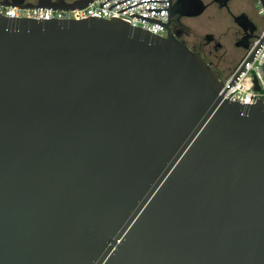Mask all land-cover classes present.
Wrapping results in <instances>:
<instances>
[{
    "label": "water",
    "instance_id": "obj_1",
    "mask_svg": "<svg viewBox=\"0 0 264 264\" xmlns=\"http://www.w3.org/2000/svg\"><path fill=\"white\" fill-rule=\"evenodd\" d=\"M165 28L0 15V264H264V101Z\"/></svg>",
    "mask_w": 264,
    "mask_h": 264
},
{
    "label": "built area",
    "instance_id": "obj_2",
    "mask_svg": "<svg viewBox=\"0 0 264 264\" xmlns=\"http://www.w3.org/2000/svg\"><path fill=\"white\" fill-rule=\"evenodd\" d=\"M169 4L170 0H90L81 7L59 9L0 5V15L41 20L120 19L153 35L164 36ZM255 4L261 27L253 30L241 58L231 70L224 78L218 77L222 99L240 104L264 101V8L258 0Z\"/></svg>",
    "mask_w": 264,
    "mask_h": 264
},
{
    "label": "rangeland",
    "instance_id": "obj_3",
    "mask_svg": "<svg viewBox=\"0 0 264 264\" xmlns=\"http://www.w3.org/2000/svg\"><path fill=\"white\" fill-rule=\"evenodd\" d=\"M229 10L209 4L199 15L184 20L192 40L200 41L205 35H210L221 45L219 78H224L243 54V49L235 46L234 33L237 26L233 24L231 16L242 11L253 22L255 31L261 27V17L257 14L255 0H230Z\"/></svg>",
    "mask_w": 264,
    "mask_h": 264
},
{
    "label": "flooded vegetation",
    "instance_id": "obj_4",
    "mask_svg": "<svg viewBox=\"0 0 264 264\" xmlns=\"http://www.w3.org/2000/svg\"><path fill=\"white\" fill-rule=\"evenodd\" d=\"M55 0H0V5L6 6L4 4H12L11 6H33L39 3V6H46L50 2ZM60 2H70V0H57ZM174 0H171V3ZM229 1L230 0H201L204 8L207 7L209 4L215 5L217 8H224L227 11L229 10ZM262 4L264 5V0H262ZM184 6L178 7V10L184 11ZM202 10V11H203ZM231 13V12H230ZM244 13L242 11H238V13H234L233 15ZM189 17L187 16H179L173 15L168 21V27L170 28L171 33L173 34L174 38L180 42H182L187 48L191 51L198 53L208 66L214 70L218 76L220 74V60L222 59V53L219 52L221 45L216 43V40L211 37L210 35H205L201 38L200 41H194L190 37V32L188 26L185 24L184 20ZM253 31L248 35L246 41L249 40L250 36L252 35ZM241 31L237 27L235 30V41L241 36ZM219 52V53H218Z\"/></svg>",
    "mask_w": 264,
    "mask_h": 264
}]
</instances>
